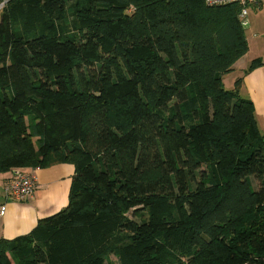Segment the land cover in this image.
<instances>
[{"label":"trees","instance_id":"1","mask_svg":"<svg viewBox=\"0 0 264 264\" xmlns=\"http://www.w3.org/2000/svg\"><path fill=\"white\" fill-rule=\"evenodd\" d=\"M2 1L0 173L73 175L0 264H264V136L241 78L222 82L241 7Z\"/></svg>","mask_w":264,"mask_h":264},{"label":"crops","instance_id":"2","mask_svg":"<svg viewBox=\"0 0 264 264\" xmlns=\"http://www.w3.org/2000/svg\"><path fill=\"white\" fill-rule=\"evenodd\" d=\"M246 20L248 24L244 35L248 49L234 63L229 73L233 78L228 85L231 89L234 81L241 78L240 94L251 101L258 130L264 136V5L248 6ZM255 35H258V39L251 45V37ZM255 59H260L262 65L243 74ZM28 170L35 174L37 187L33 194L22 202L6 198L3 188L10 179V171L0 173V207L4 208V213L0 216V239H13L27 234L38 220L57 213L67 204L73 175L72 165L56 164L45 169Z\"/></svg>","mask_w":264,"mask_h":264},{"label":"built area","instance_id":"3","mask_svg":"<svg viewBox=\"0 0 264 264\" xmlns=\"http://www.w3.org/2000/svg\"><path fill=\"white\" fill-rule=\"evenodd\" d=\"M207 6H221L227 4H236L241 7L239 20L244 28L248 22L246 20L247 7L250 5H264V0H204ZM4 1L0 2V9L3 7ZM37 187V178L35 174L28 169L17 168L10 171V179L3 188V192L7 199L13 201H25L34 192ZM4 213V208L0 207V216Z\"/></svg>","mask_w":264,"mask_h":264},{"label":"rangeland","instance_id":"4","mask_svg":"<svg viewBox=\"0 0 264 264\" xmlns=\"http://www.w3.org/2000/svg\"><path fill=\"white\" fill-rule=\"evenodd\" d=\"M245 30L247 29V27H245L244 28ZM258 39V35H255V36H252L251 37V45H252V42L253 41H256ZM227 75H229V74H227ZM226 76V75H225ZM233 77H232V75H229V76H226V77H224V86H225V88L226 89H230V87H229V82H230V80L232 79ZM30 171V170H29ZM110 259L112 260V261H115V258L113 257V256H110Z\"/></svg>","mask_w":264,"mask_h":264}]
</instances>
